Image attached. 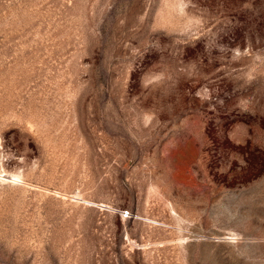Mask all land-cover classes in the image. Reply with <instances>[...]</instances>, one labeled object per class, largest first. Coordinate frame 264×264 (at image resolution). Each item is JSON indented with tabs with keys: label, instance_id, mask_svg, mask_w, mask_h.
<instances>
[{
	"label": "rangeland",
	"instance_id": "374dc122",
	"mask_svg": "<svg viewBox=\"0 0 264 264\" xmlns=\"http://www.w3.org/2000/svg\"><path fill=\"white\" fill-rule=\"evenodd\" d=\"M0 264H264V0H0Z\"/></svg>",
	"mask_w": 264,
	"mask_h": 264
},
{
	"label": "built area",
	"instance_id": "2783aa9c",
	"mask_svg": "<svg viewBox=\"0 0 264 264\" xmlns=\"http://www.w3.org/2000/svg\"><path fill=\"white\" fill-rule=\"evenodd\" d=\"M129 215L130 214L126 211V212H123V213L120 214V218L122 220H126L127 218H129Z\"/></svg>",
	"mask_w": 264,
	"mask_h": 264
}]
</instances>
